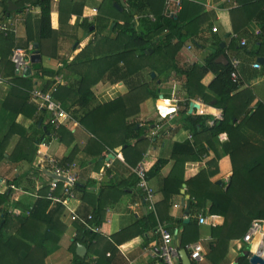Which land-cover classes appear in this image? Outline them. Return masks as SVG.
<instances>
[{"label":"trees","instance_id":"trees-1","mask_svg":"<svg viewBox=\"0 0 264 264\" xmlns=\"http://www.w3.org/2000/svg\"><path fill=\"white\" fill-rule=\"evenodd\" d=\"M105 1H110L111 7L105 11L99 8L96 22H87L86 18L84 28L87 32L92 27H95L93 32L96 31V26L102 28L100 25L102 19L99 18V14L103 11L107 19H110L109 26L112 28L113 35L96 37V40L91 42L72 63L65 62L63 70H68L72 77L78 76L79 78L75 77L76 80L70 86L58 84L55 98L62 103L68 113L72 114L74 119L77 118L74 108L84 109L80 122L93 135L92 146H96L97 155L106 148L114 149L125 146L123 151H126L127 148H131L130 141H136L135 146H137L141 137L149 133L151 127L147 125L144 128H138L137 120H126L125 116L138 115L142 103L149 99L159 98V87L165 82L173 77L182 79L184 98L180 100L179 113L182 116L183 127L191 131L194 142L186 141L175 145L174 173L166 179L162 191L164 197L156 204L158 215L155 216L154 212L149 211L142 220L137 222L139 230L136 235L142 236L151 231L158 234L159 220L157 218H161L160 222H162L160 207L163 206L168 210L171 207L173 194H180L182 184L185 183L190 199L187 200L184 211L190 221L187 224H184L183 220L178 221V224L183 226L179 236L181 248L186 249L187 246L200 239L198 218L205 213L210 203L208 214L223 217L224 224L211 228L209 252L205 258L211 264H251V254H239L236 262L232 263L230 251L234 241L243 240L252 221L260 220L264 230V146L249 140L237 147L230 141L222 144V151H219L217 141L219 135L223 133H228L229 137H233V131L242 132L246 128L264 138V103H257L255 112L252 114L255 102L254 93L248 88L242 89L245 83L264 76V65H261L260 69L253 68L258 58H264V9L256 15H250L257 6H264V0H237L239 7L232 11V20L236 17L235 22H232V28L233 34H236L239 39L231 37L230 46L225 48H222V40L212 32L214 26L204 6L193 0H184L182 11L177 18L164 17L165 0ZM122 3H125L126 7L120 12L114 5ZM0 4L4 10L3 19L5 20L8 19V15L23 13L28 6L39 7L41 10L37 41L33 36L30 18L28 22L26 20L25 41L15 44L14 34L5 35L4 32H0V42L6 40L11 48L12 46L29 48L35 43L36 48L42 50L43 42L53 38L55 32L52 19L53 0H18L16 1L18 10L11 13L8 12V0H1ZM84 7L83 3L76 4L72 10H77L82 14ZM149 15L157 17V21L153 23L148 18ZM26 17L28 19L30 14ZM241 18L245 19L244 23ZM254 18L262 25L257 36L248 30ZM243 38L247 41L244 47L239 44V40ZM188 43L197 48L211 43L215 51L206 56L202 64L194 63L191 66L182 67L179 57ZM229 50L231 54L227 53ZM11 54L12 50L7 56L0 53L1 68L8 72L7 76L15 85V93L24 96L25 105H27L30 101L32 79L15 75L14 65L10 59ZM221 55L226 56L229 61L228 65L224 66L216 62ZM231 57H237L240 60V82H234L231 78L233 72ZM40 69L41 65H36V70ZM145 72H149V79L146 78ZM210 73L215 77L208 86H205L202 81ZM59 75V72L43 70L42 77L49 79L42 88L49 90L56 83L55 79ZM105 79L110 84L124 83L128 88V93L109 104L89 109L94 99V86ZM23 88L27 92L23 93L21 90ZM199 99L205 104L215 101L214 107L223 110L222 119L214 120L207 115H189L186 109L191 100ZM166 104L162 101L158 102L159 110L165 109ZM34 106L36 108L33 107V111L37 109V106ZM193 107L198 110L199 114L208 113V108L204 104L193 102ZM121 110L123 116L119 117ZM111 112L119 113V115L115 114L116 118H120L114 121L117 124L116 129H113L115 126L108 128L105 122L106 116ZM209 120L213 121L212 126L207 124ZM45 121H47V115L42 111L35 122L38 132L32 135L14 123L15 127L12 126L10 131L0 138V165L7 160L12 169H19L18 167L25 162L33 166L37 156L42 154L39 153V149L43 145L51 143L54 138L62 140L65 128L56 129L50 124H45ZM167 132L169 129L164 128L161 133ZM15 135L19 136V140L11 153H8V147ZM204 142L215 153V157L207 162L206 169L194 178L185 181L179 171L186 162L202 159L207 153ZM225 156L230 157L232 176L228 183L223 182L219 185L213 180L219 176L220 161ZM71 158L70 156L63 164L71 163L73 161ZM165 163L164 160H158L152 173L158 172ZM18 179L15 178L7 183L17 185ZM60 189L61 185L56 195H59ZM75 190V192L82 193L83 201H90L87 198L89 195L86 189L77 184ZM37 193L38 198L33 206H28L29 213L21 216L11 211V209L22 206L21 202L13 201L12 190L9 189L0 194V264H47L50 254L58 249L63 235L68 230L63 221L64 207L54 204L47 198L49 186L45 185ZM104 214L105 206L98 198L90 214L93 216V221H90L91 225L101 226ZM73 226L76 235L69 247L73 254L70 264H112L114 253L108 257L105 253L110 250L109 248H105L104 254L98 250L100 249L99 244L107 242L109 247L110 241L108 242L100 233L88 230L79 222H74ZM120 235L121 233L112 238L118 244L134 238L126 233L124 237L117 239ZM78 244L87 248L85 258L77 256ZM114 248H116L115 245L111 249L115 251Z\"/></svg>","mask_w":264,"mask_h":264},{"label":"crops","instance_id":"crops-1","mask_svg":"<svg viewBox=\"0 0 264 264\" xmlns=\"http://www.w3.org/2000/svg\"><path fill=\"white\" fill-rule=\"evenodd\" d=\"M16 1L18 0H8V4L13 3L18 8ZM193 1L204 6L205 12L207 13L211 23L213 26H217L218 32L216 33V36L218 39L222 40V45L224 46L222 48L229 47L232 42L231 36L233 34L232 22H235L236 20V17L234 20H232V11L239 7L237 0ZM31 7L33 8V11L30 13V17L28 19L23 12L14 13L12 16L8 15V19L5 20L3 19L4 10L0 4V25L3 22L9 20L21 19L20 25L18 27V35L17 38H15V44L20 43V41H25L27 34L26 20L28 22L30 18L34 39H36V41L38 39L39 16L41 10L39 7ZM57 9L58 8L53 2L52 19L55 30L52 38L53 40L47 43L44 41L42 44V50H38L36 48L37 44H33L35 46V53H39L42 58L40 63L41 69L37 71L36 65L30 64V73L26 74L25 71L23 74L24 77H30L32 79V86L30 89L31 91L36 88H42L44 83L49 79L47 77H42L43 70L54 71L56 73L59 72L60 75L55 79V81L56 83L59 82L61 86H70V84L76 80L75 77L79 78L78 76H67V70H63V66L65 62L72 63L75 58L78 57L89 45H86V41L89 40V36H87L88 38H85L87 35V30L84 28V21L86 18L87 22L90 23L94 22L95 19L97 20L98 15H93V12H97L99 10L98 7L89 9L85 4L82 12L83 15H74L70 24L71 26L66 28V26L62 23L64 21V17H62L63 13ZM263 9L264 6H257L251 11L250 15H256ZM244 18H241L243 23L245 21ZM261 26V23L254 18L251 20L248 30L250 33H253L257 36ZM89 32H91V30ZM91 36L93 37V34H91ZM95 40L96 38H93L90 43ZM188 44L189 45L186 48L188 51L186 50L185 54H182V56L187 57L185 62L180 63L182 67L191 66L194 63L202 64L204 58L215 51V47L211 43L205 44L202 48L193 47L191 43ZM13 48V46L12 48L9 46V42L6 40H1V54L7 56L11 50L13 51ZM192 48L195 49V52H191ZM71 49L73 52H70ZM227 53L231 54V51L229 50ZM43 54L56 58V66L51 64L52 59L50 58L46 61L49 65L45 66ZM1 60L2 57L0 56V138L5 136L6 133L10 131L14 123L26 129L29 135H32L33 133L38 132V129L35 127V122L37 118L40 117V112L38 109H35V111L32 110L33 107H35V104H33L31 100L29 103H27V105H25L24 96L15 93V85L7 76L8 72L2 70ZM36 74L38 75L35 76ZM214 77L215 76L210 73L206 75L202 83L205 86H208ZM104 81H107V79L100 81L98 85L94 86V99L89 109H93L100 105L103 106L109 104L121 97L126 96L128 93V88L124 83L119 82L116 84H110L107 82L103 85L102 83ZM179 83V81H176L173 78L172 80L165 82L160 87L163 88L164 86H167L168 89L172 88V91L169 90L168 92L169 95L166 96L161 93V90H159V98L149 99L142 103L140 105V112L138 115L128 114L125 116L126 120H137L139 122L138 128H144L147 125L151 127L149 133L141 137V141L137 146H135L136 141L132 140L129 143L131 148H127L126 151H123L125 146H123V148L116 147L114 149L106 148L102 151V153L97 155L96 146H92L93 135L88 130H86L80 122L84 115V109L76 107L74 110L76 111L75 115L77 118L74 119L72 114L69 113L74 121L64 124L63 128H65V130L62 133V140L54 138L51 143L43 145L39 149V153L42 154L38 155L35 159L33 165L34 167L36 165H40L44 159L54 157L62 163V166L65 165V168H72L74 173H76L78 176L77 184H79L83 189L87 190L89 195L87 198L90 199V201H83L81 199L82 193L76 192L75 199L70 202V206L75 208L81 217L90 215L91 211H93L96 205V200L98 198L101 199V204L105 206V214L103 224L100 226V234L108 242L110 241V246L108 247L107 242H102L99 244L100 249L98 250L100 253L104 254L106 250L105 248H109L110 250L105 254L110 257V255L114 253L112 264H129L130 262L133 264H154L156 255H158V248L161 244L160 235L154 231L142 236L139 234L136 235L137 231L139 230L137 222L146 216L148 210L143 202V199H141L140 192L137 188V179L133 173V169L139 162H145L147 171H149V182L156 193V204H158L164 197L162 191L164 189L166 179L172 173H174V152L176 150L175 145L183 144L186 141L191 143L194 142V137L191 131L183 127L182 116L179 113V103L182 99L178 93L179 91H177L176 88ZM246 88L250 89L255 96V102L253 104L254 109L252 111L253 114L255 112V105L257 103H264V76L245 83L242 86V89ZM21 90L23 93L27 92L24 88ZM160 101L167 103L166 108L163 110H159L158 102ZM194 101H199L206 105L209 112L207 114H199L198 110L194 108L193 113H190L189 105V107L186 109L188 110L189 115H207L212 117L214 120L222 119L223 110L214 107L215 101H213L211 104H205L200 99ZM126 107H128V105ZM126 113L127 111L124 113V115H126ZM115 114L119 115L118 112H111L106 116L105 122L107 126H109L108 128L117 125L114 123V121L120 118H116ZM122 116L123 111L120 113L119 117ZM164 120L167 121L163 122ZM45 124H47L46 121ZM207 124L212 126L213 121L209 120ZM164 128H168L169 132L161 133ZM113 129H116V126L113 127ZM232 134L233 137H229L228 133L219 135L217 141L219 143V145H217L219 151H222V144L230 141H232L234 146L236 145L237 147L248 142L249 140L252 143L264 146V138L248 128H246V130L243 129L242 132L233 131ZM190 135L192 136V139H189ZM142 139L144 141H142ZM18 140V135H15L12 138L8 147V153H11V151L14 149L15 143ZM204 146L207 148V153L203 155L202 159L199 161L186 162L184 167L179 171L180 175H183L185 181L194 178L202 170L206 169L208 167L207 162L215 157V153L208 147L206 142H204ZM70 156L72 157L71 159L73 161L71 163L63 164V162H66ZM108 156L109 160L106 158ZM158 160H164L166 163L158 172L152 173V169ZM73 164H75L76 167L73 168ZM31 166V164L25 162L18 167L19 169H12L11 164L8 163L7 160L0 165V188H5L6 184H8L6 182L13 181L15 178H19L17 180V185L14 186L20 190H17L13 193V201L16 203L22 201L20 195H25L28 196L27 198L29 202L27 203L31 204L32 201H35L38 187H42L46 182H49V180L42 175H38L40 178L36 177L35 174L32 173ZM220 167V174L213 181L217 183L220 182L222 185L223 182L228 183L230 177L232 176L230 157H223V159L220 161ZM2 177L7 178L8 180L3 181L4 178ZM174 187L175 186L173 184V188ZM173 195L174 196L171 199V207L168 210L163 208V206L160 207L162 222H160L161 218H157V220H159V225L165 224L169 231L174 233V235H176L178 231V235L180 236L183 226L179 225L178 221H184L189 218L187 213L184 211L187 200L190 199V195L187 193V185L183 183L180 194L174 193ZM16 199L19 201H16ZM209 209L210 203L208 204L205 213H203L204 215H200V217L206 216L208 218V222L205 225L200 224V239L193 243L202 244L206 254L209 252L206 244L208 246L211 240V228L224 224V218L221 216H210L208 214ZM154 214L155 216L158 215L157 210ZM63 221L68 227V230L62 238V243L67 245V247H65L67 251L62 250L65 256H63L61 259H64L66 256L69 257V262H63L62 264H70L73 260V254L69 250V247L76 235V232L73 226L74 223L70 221L67 214L64 215ZM169 228H171V230ZM124 231L125 233H123ZM120 233L121 235L117 239H121L126 235V233L129 236H133L134 238L118 244L112 238L114 235ZM255 241L252 244H244V242L241 240L234 241L231 245V262H236L239 253L246 249L245 247L247 246L251 247L250 252H255ZM113 245L116 246V248H114L116 249L115 251L111 249L113 248ZM60 252L61 250L59 253ZM201 263L207 262L202 261L195 264ZM47 264H50L49 258L47 260ZM58 264H60L59 260Z\"/></svg>","mask_w":264,"mask_h":264},{"label":"built area","instance_id":"built-area-1","mask_svg":"<svg viewBox=\"0 0 264 264\" xmlns=\"http://www.w3.org/2000/svg\"><path fill=\"white\" fill-rule=\"evenodd\" d=\"M61 0H53V2L59 3ZM184 0H165L163 15L166 18H177L183 8ZM33 11L31 6H28L24 10V15L27 16ZM148 18L155 23L157 17L154 15H149ZM21 19H13L6 22H3L0 25V32H4L5 35L14 34L18 35V27L20 25ZM213 33L218 32L217 26L212 28ZM259 34V32L257 33ZM233 39H239L236 34L231 36ZM231 38V39H232ZM240 45L246 46V39H240ZM34 54V47L30 45L29 48L16 47L13 49L11 54V62L14 65V71L16 76H23L26 69L31 64V56ZM230 63L232 64V80L234 82H240V60L237 57H231ZM254 69H260L261 64H253ZM1 80V79H0ZM58 83L54 84L49 90H44L43 88H36L30 92V100L33 104L37 106L39 112L44 111L47 115V124H50L51 127L59 129L64 126L65 123L74 121L72 116L64 109L61 102L55 98V94L58 90ZM180 100V99H179ZM194 102V100H191ZM190 102V105H191ZM189 139H192V136H189ZM109 160V156L106 157ZM38 173H41L42 176L46 177L49 182H46L45 185L49 186L48 199L52 200L54 204H60L64 207V213L68 215L72 223L79 222L86 226V228L92 232L100 233V226L91 225L90 221H93V216L88 215V217H81L78 215L77 210L70 206V202L76 197V186L78 183V176L72 168H65L61 165L60 161L54 157L44 159L40 165L35 166ZM76 167L73 164V168ZM53 175L51 178L48 174ZM133 173L137 179V188L140 192L141 199L148 210V212H156V193L149 182L148 171L144 161L139 162L133 169ZM61 185L59 195H56V191ZM42 187H38L40 190ZM4 191L1 193L7 192L9 189L13 193L19 188L14 185L6 184ZM0 193V194H1ZM38 198V193L36 194ZM16 201H19L16 199ZM186 207V205H185ZM18 215V214H17ZM208 222L206 216H201L199 218V224L205 225ZM158 234L161 237V244L159 246L158 255H156V260L154 264H184L181 259L180 251L181 242L179 239L178 231L176 235L168 230L165 224H160L157 230ZM255 240H260L259 251L264 255V232L263 224L260 220L252 221L246 235L243 238V242L246 244H252ZM186 252L188 253L190 261L193 263H199L204 261L206 252L202 244H192L187 246ZM129 264H133L130 262Z\"/></svg>","mask_w":264,"mask_h":264},{"label":"rangeland","instance_id":"rangeland-1","mask_svg":"<svg viewBox=\"0 0 264 264\" xmlns=\"http://www.w3.org/2000/svg\"><path fill=\"white\" fill-rule=\"evenodd\" d=\"M55 3V6L59 9V11H62V13H63V16L62 17H64V21L62 22L65 26H66V28L67 27H69V26H71L70 24H71V21H72V19H73V16L74 15H80V13L79 12H77V10H75V11H73L72 10V8L74 7V5H76V4H86V6L89 8V9H91V8H94V7H98V8H102V10L103 11H105V10H108L110 7H111V5H112V3L110 2V1H105V0H75L74 2H71L70 0H64L63 2H61L60 4H58L57 2H54ZM115 6V5H114ZM57 9V10H58ZM102 11V13L101 14H99V18L100 19H102L101 21H100V25L102 26V28H98L97 26H96V31L95 32H87V35H86V37L85 38H88L87 36H89V40L88 41H86V45L87 44H90V41H92V39L93 38H96V37H111L112 35H113V31H112V28L109 26V21H110V19L108 20L107 18V16H106V14L104 13ZM79 13V14H78ZM83 15V14H82ZM93 15H98V13L97 12H94L93 13ZM61 17V16H60ZM85 17V16H84ZM86 18V17H85ZM84 18V19H85ZM95 21H97L96 19L94 20V22ZM73 25H75V24H73ZM91 34H93V37L91 36ZM53 39H51V40H48V41H45L46 43L47 42H50V41H52ZM85 41V40H84ZM76 44V43H75ZM74 44V45H75ZM189 44H187V45H185V48L183 49V51L180 53V57H179V61H180V63L181 62H185V60H186V58L187 57H184V56H182V54L184 53L185 54V51L187 50L186 48H187V46H188ZM72 48H73V46H72ZM188 51V50H187ZM70 52H73V50L71 49L70 50ZM191 52H195V49H191ZM44 55V54H43ZM44 64H45V66H48L49 64L46 62L47 60H49V58L50 59H52V63L51 64H53L54 66H56V61H55V59L56 58H54V57H52V56H46V55H44ZM186 66V65H185ZM67 74V76H70L71 77V75H70V73L68 72V70H67V72H66ZM145 76H146V78L147 79H149V72H145ZM173 79H175L176 81H179L180 83L177 85V91H179L178 93H179V95L181 96V98H184V91H183V88H182V84H183V80L182 79H178V78H174L173 77ZM172 80V79H171ZM107 82H109V81H104L102 84L104 85V84H106ZM99 84V83H98ZM97 84V85H98ZM101 84V85H102ZM159 90H161L162 92V94H164V95H169L168 94V92H169V90L170 91H172V88H169L168 89V87L167 86H164L163 88L162 87H159ZM172 95V94H171ZM165 121H167V120H164L163 122H165ZM17 143V142H16ZM16 143H15V145H16ZM15 147V146H14ZM31 169H34V170H32V173H34L35 174V176L36 177H39L38 175H40L41 176V173H38L37 172V169L34 167V166H31ZM2 178H4V180L3 181H7L8 179L7 178H5V177H2ZM40 178V177H39ZM7 183V182H6ZM2 191H4V189H2V188H0V193L2 192ZM2 194V193H1ZM14 197V196H13ZM20 197H21V207L20 208H17V209H11V211H13V212H16V213H18L20 216L21 215H27L28 213H29V207L28 206H33V203L35 202H33L32 200V202H31V204L30 203H27V202H29L28 201V196H25V195H20ZM32 198V197H31ZM35 200H36V197H35ZM17 215V214H16ZM65 235V234H64ZM64 235H63V237H64ZM62 237V238H63ZM63 242V240H61L60 241V243H59V246H58V249H56V250H54L51 254H50V256H49V263L50 264H58V260H59V262H60V264H62L63 262H69V257H64V259H61L63 256H65L64 255V253L62 252V250H66L67 251V249L65 248V247H67V245L65 244V243H62ZM206 247L208 248V246H207V244H206ZM61 250V252L59 253V251ZM250 250H251V247H248L247 246V248L244 250V251H242L241 253H239V254H246L247 252H250ZM231 252V251H230ZM56 253V254H55ZM55 255H56V257H57V259H56V257H55ZM51 260V261H50ZM207 262V263H201V264H211L210 263V261L207 259V258H205L204 259V261L203 262Z\"/></svg>","mask_w":264,"mask_h":264},{"label":"water","instance_id":"water-1","mask_svg":"<svg viewBox=\"0 0 264 264\" xmlns=\"http://www.w3.org/2000/svg\"><path fill=\"white\" fill-rule=\"evenodd\" d=\"M115 7L120 12H122L125 9L126 5H125V3H122L121 5L115 4ZM17 9L18 8L13 3H9V7H8V12L9 13L14 12ZM93 29H94V27H92L90 30L93 31ZM222 47H224V46L222 45ZM30 59H31V64H35V65L40 64L41 61H42L41 55L39 53H37V52L35 54H33ZM216 62L218 64H221V65H224V66L228 65V63H229V61H228V59L226 58L225 55L219 56L217 58ZM258 63H260L261 65H264V58H262V57L258 58ZM30 71H31V68L28 67L26 69V74L30 73ZM153 77H155V74H153ZM193 111H194L193 102H191L190 113H193ZM48 175L51 178H53V175H51L50 173ZM218 184L221 185L220 182ZM189 221H190V219L187 218L186 220H184V224L189 223ZM76 254L80 258H85L86 255H87V248L85 246L81 245V244H78L77 247H76ZM246 254L247 255L251 254V256H250V263L251 264H264V255H262V253H259V252H247ZM180 255H181L182 262L184 264H192V262L190 261L188 253L186 252V250L182 249L180 251Z\"/></svg>","mask_w":264,"mask_h":264},{"label":"bare ground","instance_id":"bare-ground-1","mask_svg":"<svg viewBox=\"0 0 264 264\" xmlns=\"http://www.w3.org/2000/svg\"><path fill=\"white\" fill-rule=\"evenodd\" d=\"M194 102H197V103L202 104V103L199 102V101H194ZM207 108H208V107H207ZM208 112H209V111H208ZM263 232H264V230H263ZM259 242H260V240H256V241H255V250H254V251H255V252L262 253V252L259 251V246H260V243H259ZM262 255H263V253H262Z\"/></svg>","mask_w":264,"mask_h":264},{"label":"clouds","instance_id":"clouds-1","mask_svg":"<svg viewBox=\"0 0 264 264\" xmlns=\"http://www.w3.org/2000/svg\"><path fill=\"white\" fill-rule=\"evenodd\" d=\"M32 45V44H31ZM34 47V46H33ZM34 54H35V48H34Z\"/></svg>","mask_w":264,"mask_h":264}]
</instances>
